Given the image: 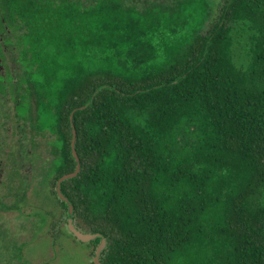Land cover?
Returning a JSON list of instances; mask_svg holds the SVG:
<instances>
[{
  "label": "trees",
  "instance_id": "1",
  "mask_svg": "<svg viewBox=\"0 0 264 264\" xmlns=\"http://www.w3.org/2000/svg\"><path fill=\"white\" fill-rule=\"evenodd\" d=\"M174 2L0 0V210L68 215L75 126L102 264H264V0Z\"/></svg>",
  "mask_w": 264,
  "mask_h": 264
},
{
  "label": "rangeland",
  "instance_id": "2",
  "mask_svg": "<svg viewBox=\"0 0 264 264\" xmlns=\"http://www.w3.org/2000/svg\"><path fill=\"white\" fill-rule=\"evenodd\" d=\"M157 1L162 4L169 2L176 4L174 0ZM46 140L47 138L43 136L37 138L38 143L45 144ZM43 149L47 152L50 148L45 146ZM29 166H32V162L27 164L28 168ZM48 190L47 183H40L38 194L34 193L35 197L32 198L34 204L44 208L45 216L37 212L28 215L27 209L25 211L28 212L24 214L0 210V222L8 226L19 248L23 247V251L16 253L17 257H14L11 264L20 263L18 258L20 254L27 260L24 264H92L96 244L82 242L68 231L67 215L55 196H50Z\"/></svg>",
  "mask_w": 264,
  "mask_h": 264
},
{
  "label": "water",
  "instance_id": "3",
  "mask_svg": "<svg viewBox=\"0 0 264 264\" xmlns=\"http://www.w3.org/2000/svg\"><path fill=\"white\" fill-rule=\"evenodd\" d=\"M71 119H73V115L71 116ZM76 128L75 126H73V140H72V149H73V154L75 156V159L77 161V165L74 171L66 173L64 175H62L58 181H57V186H56V191L58 194V197L63 200L66 201L68 203V215H67V224H66V228L68 229V231L70 233H72L78 240L82 241V242H91L97 238L100 239V242L96 248L95 251V255L93 256V262L94 264H101V254L103 252V250L107 247L108 242H107V238L101 233V232H87L84 231L83 229H81L80 227L77 226L75 219L73 217L74 215V207L73 205L69 202L68 197H66L61 189V184L63 181L73 178L75 176L78 175L80 169H81V162H80V158L78 156V153L76 151Z\"/></svg>",
  "mask_w": 264,
  "mask_h": 264
},
{
  "label": "flooded vegetation",
  "instance_id": "4",
  "mask_svg": "<svg viewBox=\"0 0 264 264\" xmlns=\"http://www.w3.org/2000/svg\"><path fill=\"white\" fill-rule=\"evenodd\" d=\"M41 160L45 163V164H49V160H50V158L48 157V156H46V155H42V158H41ZM36 230V229H35ZM10 229L9 228H7V229H4V230H0V250H1V248H3L4 249V259H5V264H10V261H11V257H12V255H11V250H12V245L10 244V242H11V237H12V235L10 234ZM34 231V230H33ZM92 242V241H91ZM91 242H89V243H91ZM100 242V241H99ZM99 242L98 243H96V247H95V249H94V253H93V255H92V257L95 255V251H96V248H97V246H98V244H99ZM18 243V242H17ZM18 248H19V244H18ZM23 247H21V249L19 248L18 250H17V252H19V253H21L23 250ZM16 255H14V257H15ZM13 257V258H14ZM17 257V256H16ZM18 258H19V261H20V263L22 264H24V263H26L27 262V260L26 259H24L22 256H21V254H20V256H18ZM0 259H1V255H0ZM92 262V261H91ZM19 263V264H20ZM92 264H94V262H92ZM102 264V263H101Z\"/></svg>",
  "mask_w": 264,
  "mask_h": 264
}]
</instances>
